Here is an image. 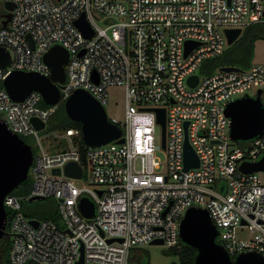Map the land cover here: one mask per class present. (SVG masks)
<instances>
[{"label": "built area", "instance_id": "2783aa9c", "mask_svg": "<svg viewBox=\"0 0 264 264\" xmlns=\"http://www.w3.org/2000/svg\"><path fill=\"white\" fill-rule=\"evenodd\" d=\"M6 1L12 2L10 9ZM81 12L93 29L89 37L74 23ZM253 22H264V0H0V47L8 53L0 81L12 70L48 75L43 53L54 44L68 51L64 80L55 81L56 103L42 105L35 89L14 100L0 87V117L36 144L29 191H10L3 198L10 264H128L133 247L156 238L178 248L180 219L191 205L207 210L218 231L216 241L231 257L244 250L264 255V181L260 171L238 167L264 151V130L233 140L224 112L226 102L255 96L257 89L264 107V62L197 71L224 50L225 28L242 30ZM193 74L197 80L191 85L187 78ZM110 85H123L125 91L123 121L109 119L120 127L118 137L90 146L81 128L71 126L53 134L57 148L42 146V128L34 126L32 116L45 126L75 88L88 90L103 105ZM156 107L164 108L163 130ZM184 122L198 156V165L187 169ZM158 149H164L163 161L155 155ZM68 161L78 163L79 176L65 173ZM34 196L55 197L58 220L25 215L22 202ZM83 196L94 204L92 216L78 207Z\"/></svg>", "mask_w": 264, "mask_h": 264}, {"label": "water", "instance_id": "95a60500", "mask_svg": "<svg viewBox=\"0 0 264 264\" xmlns=\"http://www.w3.org/2000/svg\"><path fill=\"white\" fill-rule=\"evenodd\" d=\"M7 8L13 6L11 1H6ZM10 13L5 14L2 25L8 21ZM76 26L82 33L89 37L93 29L87 21L83 12L74 20ZM240 27L225 28L227 44L233 42L240 34ZM30 45L33 40L26 34ZM191 41L185 42V49L188 50ZM82 49L79 51V53ZM49 66V74L45 75L36 71L12 70L1 80L2 86L14 100L23 99L26 94L35 89L41 93L46 104H54L59 99V85L55 81L64 80L65 72L63 64L67 61L68 51L60 44L50 46L42 56ZM8 62V53L0 47V65ZM223 70H238L236 65L220 66ZM91 77L97 81V73L93 70ZM197 76L190 75L187 82L195 84ZM260 89H257L255 96L243 94L226 102L225 114L229 117V136L233 140H246L260 135L264 130V107L259 98ZM63 107L66 115L75 121L80 122L82 139L87 145H99L120 135V127L110 121L100 101L84 88H75L64 99ZM156 119L164 128V108L156 107ZM31 121L37 129H41L44 123L37 117L32 116ZM186 123L184 122L183 140V167L187 169L198 165V156L189 143L186 135ZM123 141V137L116 139ZM33 160V152L30 145L22 137L13 132L7 126L5 120L0 117V238L7 233L6 212L3 204L4 195L26 179L28 169ZM246 172H264V151L254 161H242L238 166ZM59 172L57 167L52 169ZM66 174L72 176L80 175V166L75 161H68L64 165ZM100 192V190H98ZM39 198L37 196L30 199ZM78 207L86 216H92L94 204L86 196L80 198ZM35 225L36 219H30ZM218 231L210 219L205 208L191 205L184 211L179 227L178 236L181 242L189 245L195 250L193 264H264V255L256 250H244L231 257L224 246L215 239ZM108 241L113 240L108 238ZM118 240H121L118 238ZM150 243H162L160 238L153 239ZM82 258V247H80V258Z\"/></svg>", "mask_w": 264, "mask_h": 264}, {"label": "rangeland", "instance_id": "374dc122", "mask_svg": "<svg viewBox=\"0 0 264 264\" xmlns=\"http://www.w3.org/2000/svg\"><path fill=\"white\" fill-rule=\"evenodd\" d=\"M98 23H102V20H99L96 17ZM107 22V20L105 21ZM257 26H264L261 24H257ZM237 43L231 42L227 44L230 45V49L235 48ZM251 62H264V39L259 38L256 39L253 43V55L251 57ZM240 66V65H239ZM197 71L200 72V69ZM123 85H110L106 88V103L103 104L105 112L109 118H115L118 121H123L124 119V103H125V93H124ZM56 116H51L46 122L45 126L38 132L40 136V143L43 147H46L48 150H53L57 147L53 145V134L61 133L59 129H52L49 127L51 122H55ZM160 130V125H156L155 134L158 135ZM29 139V144L31 145L32 152H35L36 144L33 142L31 137H27ZM36 142V141H35ZM155 155L161 160H164L165 152L164 149H158L155 152ZM259 176L262 181H264V172L260 171ZM27 178L31 180L30 169H28ZM21 186L18 187L17 190H20ZM15 190V189H14ZM13 191V190H12ZM15 192V191H13ZM19 193L16 191L15 193ZM31 201H23L22 205L24 209L32 216L39 219H42L45 216L53 217L55 216L58 220L59 218V208L58 201L53 196H46L42 198L30 199ZM6 232L7 228L5 229ZM245 234V231L243 232ZM172 261H177V255L173 254L170 251V248L161 244V243H144L138 246H135L131 250L130 257L128 259V264H167Z\"/></svg>", "mask_w": 264, "mask_h": 264}, {"label": "trees", "instance_id": "16d2710c", "mask_svg": "<svg viewBox=\"0 0 264 264\" xmlns=\"http://www.w3.org/2000/svg\"><path fill=\"white\" fill-rule=\"evenodd\" d=\"M257 24L264 25V22H253V23H250L244 26L241 31V34L233 41L237 43L235 45L236 47L233 49H230V45H229L226 48H224V50L220 54L204 60L202 62L200 72L210 73L216 68L223 66V65H236L240 68L248 67L252 63L251 57L253 55L254 41L259 38L264 39V26H257ZM0 87H2L1 81H0ZM42 105H46V103L42 101ZM53 115L56 116V120L55 122H51L49 124V127L52 129L56 128V129L62 130V129H65L66 127H71V126L80 128L79 121L72 120L66 115L62 102H60L57 105L54 113L51 116ZM22 138L24 139L25 142L29 144V139L27 137H22ZM60 145L63 146L65 145V143L61 141ZM30 185H31V180L26 177V179L21 181L18 184V186L15 188V190L13 189V191L15 192L19 191V193H25L29 191ZM20 186H21V189L17 190L18 187ZM27 201H31V200H27ZM22 211L24 212L25 215L32 217L24 209L23 205H22ZM6 216L8 218V211H6ZM43 218L44 219L49 218L52 220L56 219L55 216L53 217L45 216ZM6 228H7V224H6L5 229ZM9 245H10V239H9V235L7 232L0 238V264H10L9 258H8ZM170 251L173 254L177 255V261H172L167 264H193L195 250L189 245L183 242H180V246L178 248H170ZM23 264H38V263L33 262V261H28ZM145 264H148V263H145Z\"/></svg>", "mask_w": 264, "mask_h": 264}, {"label": "crops", "instance_id": "0c3cea01", "mask_svg": "<svg viewBox=\"0 0 264 264\" xmlns=\"http://www.w3.org/2000/svg\"><path fill=\"white\" fill-rule=\"evenodd\" d=\"M256 41V40H255Z\"/></svg>", "mask_w": 264, "mask_h": 264}, {"label": "flooded vegetation", "instance_id": "af4514ba", "mask_svg": "<svg viewBox=\"0 0 264 264\" xmlns=\"http://www.w3.org/2000/svg\"><path fill=\"white\" fill-rule=\"evenodd\" d=\"M130 257V256H129Z\"/></svg>", "mask_w": 264, "mask_h": 264}]
</instances>
